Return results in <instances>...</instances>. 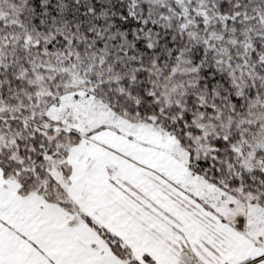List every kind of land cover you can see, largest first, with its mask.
Wrapping results in <instances>:
<instances>
[{"label": "snow or ice", "instance_id": "1", "mask_svg": "<svg viewBox=\"0 0 264 264\" xmlns=\"http://www.w3.org/2000/svg\"><path fill=\"white\" fill-rule=\"evenodd\" d=\"M0 264H264V0H0Z\"/></svg>", "mask_w": 264, "mask_h": 264}]
</instances>
